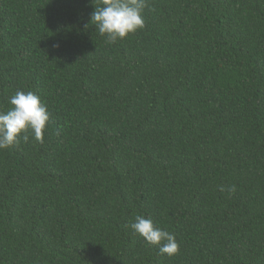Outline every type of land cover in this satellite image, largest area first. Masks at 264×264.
<instances>
[{
	"label": "trees",
	"instance_id": "trees-1",
	"mask_svg": "<svg viewBox=\"0 0 264 264\" xmlns=\"http://www.w3.org/2000/svg\"><path fill=\"white\" fill-rule=\"evenodd\" d=\"M149 5L108 44L93 0H0V111L51 113L0 150V264H264V0Z\"/></svg>",
	"mask_w": 264,
	"mask_h": 264
},
{
	"label": "clouds",
	"instance_id": "clouds-1",
	"mask_svg": "<svg viewBox=\"0 0 264 264\" xmlns=\"http://www.w3.org/2000/svg\"><path fill=\"white\" fill-rule=\"evenodd\" d=\"M93 6L89 23L108 44L143 29L144 12L150 7L149 0H93ZM8 103L9 109L0 111V150L19 146L21 138L27 142L29 133L42 141L51 113L41 97L32 91L17 90ZM229 191L234 192L235 187ZM129 227L146 243L157 246L161 255L171 258L178 254L180 245L175 234L158 227L151 218L138 214Z\"/></svg>",
	"mask_w": 264,
	"mask_h": 264
}]
</instances>
